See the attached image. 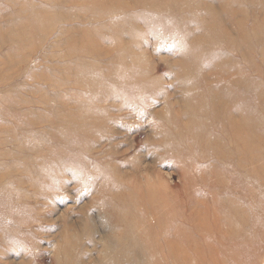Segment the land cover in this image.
Here are the masks:
<instances>
[{
    "label": "rangeland",
    "instance_id": "obj_1",
    "mask_svg": "<svg viewBox=\"0 0 264 264\" xmlns=\"http://www.w3.org/2000/svg\"><path fill=\"white\" fill-rule=\"evenodd\" d=\"M231 4V0H0V177L11 181L8 189L7 183L5 189L0 186V264H67L58 254L64 243L77 264H98L110 256L106 248L121 243L114 230L115 208L110 206L112 183L163 197L156 203L158 211L134 209L142 217L133 215L135 236L127 243L139 264H152L145 254L148 246L165 245L158 225L148 238L142 234L166 211L170 220L175 213L172 224L182 230V249L187 247L191 264H222L225 256L228 264H264L260 164L264 136L256 135L261 141L256 138L258 159L252 163L239 164L236 157H198V145H203L198 140L209 131L216 137L225 129L222 132L219 123L211 122L196 131L190 119L199 117L184 104V85L190 81L180 67L185 40L179 39L182 34L177 41L159 35L160 24L168 29L177 23L189 44L201 41L200 50L193 53L203 79L200 85L210 86L216 96L222 94L220 102L232 99V104L224 101L227 118L242 115L247 120L249 115L257 131L264 130V42L254 39V27L264 29L263 4L242 1L232 9ZM213 17L233 45L239 46L240 38L251 44L243 51L249 61L230 48L210 45L204 35L201 38L202 23L210 24ZM237 22L245 30L241 37ZM226 65L230 70L223 74L214 69ZM234 67L247 80L240 88L226 90L227 81L237 77ZM252 83L258 87L253 89ZM88 98L104 114L92 127L85 120L82 125L74 123L75 131L85 127L82 136L80 130L77 133L83 140L67 138L68 145L62 147L51 137L65 136L56 124L72 114L83 117L81 106ZM163 123L168 132L173 127L171 132L177 133L175 137L167 133L172 140L184 138L175 156L163 145ZM61 159L68 163L60 165ZM36 161H43V171L36 169ZM25 165L44 178L23 172ZM72 170H79L81 178ZM215 177L223 178V185ZM225 200L238 202L239 212L244 210L250 220L246 223L252 222V210L262 220L256 234L263 245L257 246L251 263L243 252L240 257L235 251L220 252L225 250L220 240L227 236L212 215L224 223L220 205ZM202 214L205 222H200ZM249 228L227 239L242 244L243 238L253 235ZM155 256L160 260L159 253Z\"/></svg>",
    "mask_w": 264,
    "mask_h": 264
},
{
    "label": "bare ground",
    "instance_id": "obj_2",
    "mask_svg": "<svg viewBox=\"0 0 264 264\" xmlns=\"http://www.w3.org/2000/svg\"><path fill=\"white\" fill-rule=\"evenodd\" d=\"M242 1H249L251 4H255V3L259 2L261 4V6L263 4L262 7L264 8V0H231V3H232L230 6L231 9L233 8L234 5H236L237 7L239 4L241 5ZM217 19H218L217 17H213L210 20L211 21L210 24L202 23L201 29H203V32H201V38L204 35V40L207 43H209L210 45H212V46L219 45V46H224V47L230 48L233 51L240 54L241 57L243 56V58H245L246 61H249V58L246 56V54L243 53V51L246 52V46H249L251 44H248L247 42H245L243 39L240 38L239 46L233 45V42L229 38L228 34L223 32L224 30L223 31L221 30L220 25H219V19L218 20ZM237 23L239 24L238 25L239 27L237 29V34L239 33V35L241 37L245 33V30L243 29V26L241 23H239V22H237ZM160 26H161L159 29V35L160 36L162 35V36L167 37L168 35H170V36H172L173 41H174V39L177 41L178 34L179 35L182 34L181 35L182 37L180 36L179 39L185 40L184 53L182 55V61H181L182 63L180 65V67L185 69V71H186L185 78H189L190 81H189V83H186L184 85L185 86L184 87V93H185V95H184V102L185 103L184 104L186 105L187 108L195 111L197 113V116L199 117L198 120L193 119L194 116L191 117V119H190L191 122L193 123V125L195 126L196 131L201 129L202 125L206 126V124L212 122L213 124H216V125L219 123L220 131L223 132V129H225L224 132H227V133L223 132V134L221 132L217 133L216 137L210 136V134H212L211 131L204 134L206 136H202L198 140V141H203L202 146L198 145V148H199L198 149V151H199L198 157L203 158V159L215 158V159H221V160L226 159V158L236 157L239 161L238 162L239 164L243 163V160H246L249 162H251V161L255 162L256 159H258V151H256V146L258 147V144L256 143V138H258L257 136H264V130H261V131L258 130L257 131L255 124L252 125L251 120L249 119V115L247 116V120H245V118L242 115H240L237 120H232L230 118H227L226 114L229 112V109H226L225 103L232 104L233 103L232 99L227 98L224 100L225 103H224V101L220 102V101H222L220 99L224 97L222 94H218L216 96V94L214 93V91L212 90V88L210 86L200 85V83L203 79H202L201 71L199 69V65L196 64V62H197L196 60H198V57L193 56V53L196 50H200L199 48H197V45H198V42H201V41H197L195 43L192 42L189 44L187 42L188 38H185L186 33L184 31V28H182L177 23H173L170 27H168V29L165 28L164 25L160 24ZM254 29H255L254 30V33H255L254 39H256V42H264V32H263L264 29L261 31H259L258 27H254ZM126 57H127L126 53L124 55H122V59L124 61H125ZM224 67L225 68H217L216 67L214 69H215V71H217V73H222V74L224 73V71H227V69L230 70L227 65ZM230 68L233 70V67H230ZM235 70H236L235 73L237 74V77L233 81H227L226 85L224 86V88L226 90H230L232 88L233 89L234 88H240L242 85L241 83H244L247 80V78L240 77L239 70L237 68H235ZM226 73H228V72H226ZM218 75L219 74H217V76ZM111 78H113V79L115 78L114 79L115 81H119L116 79V77L113 76V74H112ZM180 78H181V76H180ZM224 79L226 80V79H230V78L227 77ZM114 80H112V81H114ZM145 80L147 81V79H145ZM181 80H182V78H181ZM184 82H186V80ZM187 82H188V80H187ZM111 87H112V85L110 86V88ZM257 87L258 86L256 84H253V86H252L253 89H256ZM116 88H118V87H116ZM114 90H116V89H114ZM261 93L264 94V91ZM230 96H228V97H230ZM257 97H258V95H257ZM81 107L86 110L84 112L82 109V113L79 112L81 115H83V117L77 116L76 114H72L69 117L65 118L66 120L64 122L56 124L58 128H61L64 131L65 136H63V138L59 137V136L57 138H55L54 135L51 137L58 144L62 143V147H66L68 145L69 139H74V141L76 143V140L78 141L79 139L82 138V137L80 138L78 135H80L81 132H83L82 130L85 127H81L79 129L80 134H77L79 130L75 131V129H78V128H76V126L73 125L74 123H75V125H77L76 123H78V124L80 123V125H82L81 121L85 120V121L89 122V127H92V126L96 125L98 119H100L102 114H104L102 111L98 110L97 108H95L93 106L92 101L90 103V98H88V103H85V104L83 103V105ZM73 126H74V128H73ZM167 126H168L167 124L163 123V128L165 129V127H166V130H164L165 134H164V139H163V145H164L165 150L167 152H169L175 156L181 150L180 148L182 147V144L184 142V138L181 137L179 139L172 140L171 137L169 135H167V133L170 135H173V133L171 132V130H173V127H170L169 132H168ZM67 130L70 133V134L68 133V135H70L69 137H67L68 135H66ZM175 134L177 135V133H174V135ZM81 136H82V134H81ZM67 138H69V139H67ZM196 138H198V137H196ZM262 139L264 140V138H262ZM81 140H83V138ZM255 143L257 144L256 146H255ZM228 149H230V150H228ZM247 157L250 159H246ZM262 158L263 159H261L260 164L263 163L261 165V167H264V155L262 156ZM57 160H59V159H57ZM61 160L62 161H61L60 165L64 164V166H65L68 163L67 159H61ZM49 161H51V163L52 162L56 163V161H52V160H49ZM42 162L43 161H40L39 163H37V161H36L37 164L35 163L36 164L35 167L37 170L39 168H41L43 171V169H44L43 166L45 164H43ZM47 163H49V162L47 161ZM69 164L71 165V163H69ZM22 171L25 173H28V174H36L37 176L42 175V173H39L37 171L33 172L34 170L30 166H27V165L24 166ZM42 171H40V172H42ZM72 172L73 173L75 172L77 174V176L79 178H81V173L79 170H72ZM217 174L218 173H216V175ZM219 175H217V176H219ZM85 177L86 176L84 174V178ZM41 178H44V177L41 176ZM214 180H216L220 185H223V182H224L223 178L215 177ZM10 182L11 181L7 178V176L6 177H3V176L0 177V186H4V189L6 187H7V189L10 187ZM6 183H7V185L5 187ZM129 184H131V183H129ZM119 189H121L120 193L118 192ZM111 190H113V197L111 198L112 201L110 202V206L115 208V211L112 212V214H116L115 221L118 222V226L114 230L117 233H119V237L121 239H119L118 242H121V243L119 245H115V246H112V244L109 245L106 248V251L109 252L111 255L110 256L105 255L103 260H101L98 264H126L127 261H129V264H139V262L137 261L138 259L135 258V254L133 253V251L132 252L130 251L131 247L127 243L128 239H130V237L135 236V232L133 230H131L132 226L130 224L134 220V219H132L133 215L136 216L137 219L142 217V215L139 214L140 212L138 211V213H137L134 209H136V207H141V210H143V211L146 209H150V211H152V209L150 207H153L155 211H158L156 203L159 200H162L163 197H159V196L155 195L154 193H152L151 191H148L147 189H145V191H143V192H139V191H137V187H134L133 185H132V187L126 188L124 186H116V185L114 186V183H112ZM164 199H167V197ZM236 205H238V202H232L229 200H225V205H220V209L222 211V214L224 215L223 216L224 223H220L221 220L216 221V219L218 218V215H212L213 216L212 219H213L214 223L216 225H217V223H219L222 227H224L225 230L223 232V235H225L227 237L228 236L237 237L240 234H245V233H243V231L245 229H247L248 226H250L249 230L251 232H253V235L243 238L244 243H242V244L238 243L234 240L232 241L231 239H227V237H226L225 239L220 240L221 241L220 248L225 249V250H220V249L219 250H220V252H222L226 255H228L227 250H229L231 252H233V251L238 252V257H240L241 252H243L244 254H246L245 255L246 257L249 255L248 263H251V260H253V255L256 251L257 246L260 247L261 245H263V242L259 243V236L256 234V233L261 232V229L263 227V223H262L260 216L256 215L254 210H252V217H251L252 222H249V224L246 223V221L248 220L247 213L243 210V214L241 215V213L239 212ZM251 206L253 208H255L254 204H251ZM161 209H162V207H160V210ZM165 209H172V208H165ZM133 210H134L135 214H133ZM169 212L170 211L161 212L160 216L155 217L153 224H150L144 230L143 234L141 233V231L138 232V235L141 236V234H142V238H144V237L148 238L149 235L147 236V234H149L150 232H153V226L155 224V225H158V226H156L157 230H158V234H159L158 236H162L166 240L165 245L162 247H159V248L155 247L154 248V247L148 246V248H147L148 253H145V254H146V256H148V258L150 260H152V264L153 263L154 264H166V260H167V264H175V262H174L175 260L177 261V264H180V263L181 264H191L190 261L192 260V257L187 255L188 251L184 250L187 247L182 249L184 241H185L184 237H183L182 230H178L179 227H174L172 224V222L174 221V218H175V213L172 214V220H170L169 216H167V217L164 216V215H168ZM229 213L231 216L229 215ZM205 216L206 215H204V214L201 215L200 222H203V221L205 222ZM248 221H250V220H248ZM202 227H205V225H203ZM204 234H206V240H207L209 235H207V233H205V232H204ZM113 236H115V235H113ZM148 244L150 245L151 243L148 242ZM140 245H142V244H140ZM180 249H182V251ZM59 253L61 256L64 257L67 264H77L76 261H74L72 258H70L71 251L69 250L68 243L63 244V246H62L61 250L58 252V254ZM157 253H159L161 255L160 260L156 258L157 256H155ZM162 253H164L166 256L162 255ZM234 256L237 257L236 254ZM168 262H171V263H168ZM221 263L222 264H228V257H226V256L222 257Z\"/></svg>",
    "mask_w": 264,
    "mask_h": 264
}]
</instances>
